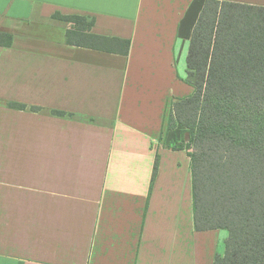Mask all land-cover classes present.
Returning <instances> with one entry per match:
<instances>
[{"label": "crops", "instance_id": "1", "mask_svg": "<svg viewBox=\"0 0 264 264\" xmlns=\"http://www.w3.org/2000/svg\"><path fill=\"white\" fill-rule=\"evenodd\" d=\"M204 2L0 0V30L13 34L0 45V264L224 254L228 230L195 228L190 149L176 147L181 125L167 126L173 101L194 91L187 56ZM57 12L130 39L128 54L68 43Z\"/></svg>", "mask_w": 264, "mask_h": 264}, {"label": "trees", "instance_id": "2", "mask_svg": "<svg viewBox=\"0 0 264 264\" xmlns=\"http://www.w3.org/2000/svg\"><path fill=\"white\" fill-rule=\"evenodd\" d=\"M54 17L71 23L70 44L129 52L130 39L91 33L92 17ZM12 43L0 30V45ZM187 64L194 91L173 101L167 126L181 125L176 147L190 149L195 228L228 230L214 264H264V6L205 0Z\"/></svg>", "mask_w": 264, "mask_h": 264}]
</instances>
